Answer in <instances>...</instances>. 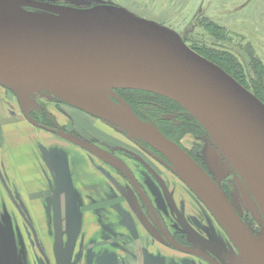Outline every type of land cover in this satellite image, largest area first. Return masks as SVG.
I'll return each mask as SVG.
<instances>
[{"label":"rangeland","instance_id":"374dc122","mask_svg":"<svg viewBox=\"0 0 264 264\" xmlns=\"http://www.w3.org/2000/svg\"><path fill=\"white\" fill-rule=\"evenodd\" d=\"M44 1L73 9V11L97 4L120 6L142 19L153 21L176 31L189 48L206 59L210 57L222 61V57L232 58L234 70L239 69L240 71L239 79L244 81L250 89L237 81L250 92L257 91L264 95V0ZM37 11L51 14L46 10L38 9ZM227 63L230 64L228 61ZM85 87H96V85H86ZM105 87V94L109 98V102L117 103V93L112 88ZM65 110L74 112L77 119L79 117L81 119L91 118L92 123L101 129L105 125L114 126L102 119L95 120L94 118L97 117L93 116L92 118L89 113L51 95L44 86L0 84V143L2 142V131L7 146L13 147L17 154L21 148L29 149L30 146L33 147L36 144L45 147L55 146L54 139L35 129V125L28 120L33 121L34 118L41 120L45 111H48L52 116H62L65 124H68V128L72 130V119ZM172 116H174L172 113L163 115L168 119L180 120L178 117ZM41 122L43 123V121ZM115 130L128 137L131 143L139 140L138 137L126 134L118 127ZM60 134L72 138L73 140H71L77 144L91 147V150L96 153L99 165L106 167V162H112L117 167L123 168L118 161L111 158V155L103 154V151L106 150L105 146L95 141L90 142L84 138H78L80 136L73 131ZM180 143L200 158L218 185L228 191L231 202L250 229L254 233H258L263 222L262 211L246 183L217 150L211 139L205 134L187 133L181 138ZM135 150L140 152L137 148ZM66 152L68 163L85 162L88 157L84 151L74 153L66 149ZM109 153L117 157L119 154L121 155L120 152L109 151ZM124 153L128 156L126 152ZM31 154L32 158L36 157V151ZM27 156L29 155L27 154ZM132 156L134 159H138L136 158L138 156L135 157L134 154ZM155 163L159 165L163 173L155 178L156 181H145L144 190L142 184L137 183L135 179L134 184H141V189L137 193L131 188L129 193L126 191L130 199L128 221L127 217L125 221V218L121 219V216L110 212L112 208L117 207V198L92 203V209L101 211L97 212L98 219L86 214L84 215L85 228L66 230L56 228L54 230L56 236V242L53 241L54 255L48 251L44 240L39 239L38 230L35 228L31 214L28 213L27 206L25 204L17 206L14 198L2 195L9 192L10 189V183L4 178L0 182L2 192V194L0 193V264H139L138 253L143 251V248L159 260V264H212L202 255L188 254L163 241L162 244L154 241L153 238L158 237L159 230L154 224L153 212L147 201H151L155 210L161 213L160 216L167 223L169 230L179 231L185 235L183 243L187 242L189 247L214 257L218 264H247L224 229L188 185L165 163L162 161ZM11 165L9 166L11 167ZM10 167L9 174L13 175L14 169ZM92 171L95 172L93 169ZM121 171L125 175L129 174L124 169ZM76 172H78L77 169ZM81 172L84 174V167L81 168ZM105 173L111 175L114 185L120 182L125 184L117 173L97 170L95 175L101 182L99 181L97 186H94V182H82V184H78L80 191L90 195V190L101 191L111 188L109 182L106 186L105 183L101 185L103 177L100 176ZM85 176L88 179H95V176L89 175L88 172ZM82 181L84 180L82 179ZM117 187L115 186V188ZM120 200L126 207L127 199L124 195ZM11 204L13 207H10ZM119 207L121 208L120 205ZM11 209H16L21 220L25 223L24 229L20 226L17 229L19 244L14 243L16 230L8 228L9 222H12L13 219L15 222L14 217L17 218ZM123 209L125 211V208ZM106 211L109 213H105ZM102 221L105 227H102ZM42 223H44V227H49L47 231L51 232L50 222L44 219ZM26 234L29 238H25L26 242L24 243L22 235ZM57 237H61L60 241ZM76 243L83 257L81 262L74 259ZM20 249H23L21 253Z\"/></svg>","mask_w":264,"mask_h":264},{"label":"water","instance_id":"95a60500","mask_svg":"<svg viewBox=\"0 0 264 264\" xmlns=\"http://www.w3.org/2000/svg\"><path fill=\"white\" fill-rule=\"evenodd\" d=\"M20 15L0 20V84L44 86L67 104L147 142L208 208L247 264H264V103L174 30L113 4L61 14L44 0H0ZM46 10L52 15L38 12ZM137 89L172 99L205 128L246 183L263 214L255 234L215 179L181 145L141 120L118 94L122 113L82 100L65 87ZM177 249L217 261L205 252Z\"/></svg>","mask_w":264,"mask_h":264},{"label":"crops","instance_id":"0c3cea01","mask_svg":"<svg viewBox=\"0 0 264 264\" xmlns=\"http://www.w3.org/2000/svg\"><path fill=\"white\" fill-rule=\"evenodd\" d=\"M66 114L72 119L73 128L70 130L68 128L69 125L65 124L62 116L56 115V120L60 126L66 127L68 131L75 132L82 139L84 138L90 142L95 141L96 143L105 146L106 150L103 151V154L107 156L111 155V158L118 161L120 165L123 166L122 169H124L126 173L128 171L129 174H123L121 171L122 169L117 167L112 162H106V167L99 165L96 153L91 150V147L88 148L84 144H77L76 142L72 141V138L63 136L60 133H56L49 129L39 127L31 120L28 121L35 125V129L54 139L56 142L55 146L45 147L41 144H36L33 147L30 146L29 149L27 147L21 148L17 154L14 152L13 147L7 146L1 131L2 142L0 143V182L5 178V181L10 183V189L9 192H5L3 194L0 190V193L3 196L7 195L11 198H14L16 200L17 206H21V204H25V206H27L28 213L31 214L35 223V228L38 230L39 239L44 240L48 251L53 255V241L56 242L54 230L56 228L65 230L85 228L84 215L90 214L92 217L98 219L97 212H101L99 210L92 209V203L106 200L110 201L114 198H117V207L110 210L111 214L119 215L121 216V219L125 218L126 221V217L129 216L130 211V199L128 195V193L131 191L130 188L137 193L141 189V184L142 188H144L145 181H156L155 178L163 174L159 165L155 163L157 160L139 148V146H137L135 143H131L128 137H125L123 134L115 130L116 127L105 125L102 126L103 129H101L98 128L96 124L92 123L91 118L85 117L84 119H81L79 117V119H77L74 112L70 111H67ZM94 119L100 120L99 118ZM115 132L117 133L116 136ZM135 148L139 149L140 152L135 150ZM66 149H69L74 153L82 151L86 152L88 155L87 160L85 162L80 161L77 164L68 163L66 161ZM35 151L36 157L32 158L31 153H34ZM109 151L120 152L121 155L119 154L117 158L112 153H109ZM124 152H126L128 156H126ZM93 153L95 154L93 155ZM27 154L29 156H27ZM131 154H134L135 157L138 156L136 157L138 159H134ZM18 159L20 160L18 161ZM9 165H11V167L14 169L13 175L9 174ZM82 167L85 169L84 174L81 172ZM76 169L78 172H76ZM92 169L95 172H97V170L115 172L123 179L125 184L120 182L114 185V181L110 177L111 175L105 173L104 175L100 176L101 178L103 177V184L101 185H104L105 183L106 186L109 182L112 187L101 191L90 190L91 194L87 195L86 193L80 191L81 189L79 185L82 184V182H94V186H97L99 181L101 182ZM87 172L89 175L95 176V179L85 178L87 177L85 176L87 175ZM82 179L84 181H82ZM135 179L137 183L140 182L141 184H134ZM115 186L118 187L115 188ZM122 195H124V197L127 199L126 202L128 206L126 205V207L120 200ZM12 204L10 207H13ZM123 208H125V211ZM11 211L15 212L17 218L14 217L16 219L15 222H13L14 219L12 222H9L8 228L16 230L14 236V239L16 240H14V243L19 244V233L17 232V229L19 228L18 226L24 229L25 223L21 220V216H19V212L16 211V209H11ZM105 213H109V211H106ZM44 219L50 222L51 232L47 231V228L49 227L43 226L44 223H42V221ZM102 227H105V225L103 224ZM20 234L23 233L20 232ZM38 237L36 236V238ZM22 238L25 243V238L28 239L29 237L26 234L25 236L22 235ZM57 239L60 241L61 237H57ZM153 240L162 244V241L158 237L153 238ZM19 251L21 253L23 249H20ZM74 259H76L78 262L83 260L81 251L78 249V244L74 252ZM138 259L140 262L139 264H157L159 261L146 252L145 248H143V251L138 253Z\"/></svg>","mask_w":264,"mask_h":264},{"label":"trees","instance_id":"16d2710c","mask_svg":"<svg viewBox=\"0 0 264 264\" xmlns=\"http://www.w3.org/2000/svg\"><path fill=\"white\" fill-rule=\"evenodd\" d=\"M222 58V61H220L218 58H216L215 60L213 58L208 57L210 61L220 66L233 78H235L245 87L250 89V87L246 83H244V81L239 79L238 74H240V71L239 69L234 70V67L232 65V58ZM227 61L230 62V64H228ZM114 91L115 93L123 97L131 105L133 111L141 120L152 124L157 129H159L164 135H166L168 138L175 141L179 145H181V138L187 133H201L207 135L210 138L208 132L199 123V121L186 108H184L181 104L172 99L145 90L114 89ZM252 92L264 103V95L257 91ZM166 113H172L174 115L172 117H178V119L180 120H175L176 118L168 119L163 117V115ZM43 116L44 117H42L41 120L39 118L37 119L32 117L34 118L32 122L39 127L49 129L56 133H68L67 129L62 128L58 124L56 117L52 116L48 111H45ZM41 121H43V123ZM125 133L128 134L127 132ZM138 142H141L143 146L147 147L148 149H151L154 153L165 158V156H163L161 153L152 148L144 140L139 139ZM190 154L198 163H200L202 166H205L199 157H197L191 151ZM221 189L226 192V194L229 196L228 191L225 188L221 187ZM181 234L183 235L182 238H185V235L183 233ZM177 237H180V235L177 234Z\"/></svg>","mask_w":264,"mask_h":264},{"label":"bare ground","instance_id":"6f19581e","mask_svg":"<svg viewBox=\"0 0 264 264\" xmlns=\"http://www.w3.org/2000/svg\"><path fill=\"white\" fill-rule=\"evenodd\" d=\"M84 8V7H83ZM74 12L73 9H68L66 7L62 8L61 14L67 15ZM20 15L19 6L17 7H5L0 6V20H11ZM46 15H52L46 13ZM65 89L73 92L75 95L79 96L82 100H90L91 103L97 104L109 111L122 113V109L117 107L115 104L109 102V98L105 94V86L96 87H65ZM89 97H92L91 99ZM146 240V239H144ZM138 244V243H137Z\"/></svg>","mask_w":264,"mask_h":264},{"label":"flooded vegetation","instance_id":"af4514ba","mask_svg":"<svg viewBox=\"0 0 264 264\" xmlns=\"http://www.w3.org/2000/svg\"><path fill=\"white\" fill-rule=\"evenodd\" d=\"M135 144L137 145V146H139V148H141L142 150H144L145 152H147L150 156H152L154 159H156L157 161H162L163 162V160H165V158H163V157H161L160 155H158V154H156V153H154L151 149H148L147 147H145V146H143L142 144H141V142H138V141H136L135 142ZM183 147V146H182ZM184 148V147H183ZM187 152H188V150L186 149V148H184ZM189 154H190V151L188 152ZM191 155V154H190ZM115 156V155H114ZM115 157H117V156H115ZM118 158V157H117ZM226 160V159H225ZM200 164V163H199ZM201 165V164H200ZM204 168H205V170L207 171V172H209V174L213 177V175L210 173V171L208 170V168L206 167V166H203ZM214 178V177H213ZM147 201V200H146ZM147 203H148V205H149V208H150V210L153 212V217H154V220H155V223L154 224H156L157 225V227H158V230H159V232H158V238L161 240V241H163V242H165L166 244H168V245H170V246H172L173 248H175V249H177L176 247H174L172 244H170L167 240H166V238H165V236H164V234L163 233H166L170 238H172L174 241H176L177 243H179L180 245H182V246H185V247H187V248H191V247H189V244L187 243V242H185V243H183V240H184V238H182V232H172L171 230H169V227L167 226V223L163 220V218L160 216L161 215V213L158 211H156L155 210V208H154V206H153V204H152V202L151 201H147ZM244 219V218H243ZM164 222V223H163ZM168 228H167V227ZM177 234H179L180 235V237H177ZM179 250V249H178ZM196 250H198V249H196ZM181 251V250H180ZM199 251H201V250H199ZM189 254V253H188ZM212 257V256H211ZM212 258H214V257H212ZM215 259V258H214ZM216 260V259H215ZM217 261V260H216ZM212 264H214V263H212ZM218 264V263H217Z\"/></svg>","mask_w":264,"mask_h":264}]
</instances>
